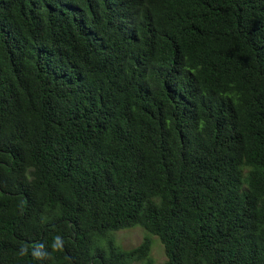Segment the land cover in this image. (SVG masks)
I'll return each instance as SVG.
<instances>
[{"label":"trees","instance_id":"trees-1","mask_svg":"<svg viewBox=\"0 0 264 264\" xmlns=\"http://www.w3.org/2000/svg\"><path fill=\"white\" fill-rule=\"evenodd\" d=\"M264 264V0H0V264Z\"/></svg>","mask_w":264,"mask_h":264},{"label":"rangeland","instance_id":"rangeland-1","mask_svg":"<svg viewBox=\"0 0 264 264\" xmlns=\"http://www.w3.org/2000/svg\"><path fill=\"white\" fill-rule=\"evenodd\" d=\"M115 242L117 245L123 249H132L145 240L151 242V258L153 264H165L166 255L164 251V246L158 236H155L148 232L141 226H135L130 229L120 230L113 233Z\"/></svg>","mask_w":264,"mask_h":264}]
</instances>
